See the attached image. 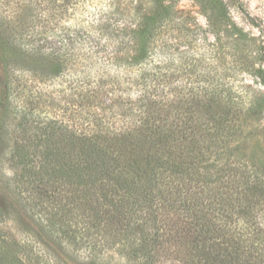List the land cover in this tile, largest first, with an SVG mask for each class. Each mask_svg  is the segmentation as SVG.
<instances>
[{
    "label": "trees",
    "instance_id": "obj_1",
    "mask_svg": "<svg viewBox=\"0 0 264 264\" xmlns=\"http://www.w3.org/2000/svg\"><path fill=\"white\" fill-rule=\"evenodd\" d=\"M84 1L3 9L48 14L10 29L0 17V156L15 172L0 220L22 212L57 264L81 244L97 264L96 237L112 248L121 229L140 263L172 243L187 264H264V165L234 147L264 114V50L231 19L238 0H194L213 38L204 48L169 0H130L129 20L110 0L79 21ZM172 68L202 86L175 84ZM0 264L40 263L4 229Z\"/></svg>",
    "mask_w": 264,
    "mask_h": 264
},
{
    "label": "rangeland",
    "instance_id": "obj_2",
    "mask_svg": "<svg viewBox=\"0 0 264 264\" xmlns=\"http://www.w3.org/2000/svg\"><path fill=\"white\" fill-rule=\"evenodd\" d=\"M15 0H0V17L6 16L7 18H13L11 23L9 24V29L16 26H24L30 25L35 21V16L44 18L48 13H33L32 18L27 16V13H4V11H8L11 7H14ZM130 0H120L119 3L121 7L119 9H115L116 13H120L119 18H126L129 20L131 17V13H135L131 8H128L127 3ZM170 4L173 5L174 12L183 20L188 23H192L196 26L197 39H199L198 43L202 44L204 48V43H211L213 40L211 34H207L208 25L203 15V11L200 7L195 3L194 0H169ZM110 0H91L90 5L86 1L84 4L86 5V9L84 12L75 13L76 18L79 21H84L86 17L95 16L97 12L106 10L108 7ZM92 4V6H91ZM94 6V7H93ZM127 6V7H125ZM105 8V9H104ZM127 8V9H126ZM4 9V11H3ZM129 9V11H128ZM89 12V13H88ZM230 17L234 23H236L241 29H243L246 33H249L252 36H255L258 39V43L264 50V0H238L236 5H230L229 11ZM25 15V16H24ZM254 23V25H252ZM37 26L41 25L35 22ZM52 26V25H51ZM206 31L203 32L202 30ZM200 30V31H199ZM205 37L208 39L205 41ZM182 51V50H181ZM175 55H178L180 51H176ZM264 55V51H263ZM177 63H174L176 66ZM210 73L214 75V65ZM208 67H211L208 63H204L200 68H204L208 70ZM264 68V62H263ZM172 73H175V77L173 78V82L176 84H182L187 88L191 86L198 87L202 86V81L196 79L195 77L188 76L182 72H177L174 68H172ZM241 84L250 90V95L253 96V93H256V90L259 89L258 85H255L249 77H243ZM198 85V86H197ZM200 88V87H199ZM260 90H262L260 88ZM264 92V90H262ZM262 119L259 123L250 124L245 128V135L243 136V140H241L240 144L234 146L237 147L235 153L240 156L242 153V147L247 146L246 153L243 155V162L246 165H250L253 163L256 167L260 168L264 165V114H262ZM245 141V143H243ZM15 172L12 169V165L8 160L7 156L3 154L0 156V185L3 183L14 180ZM13 183V182H12ZM16 185V184H15ZM18 195L20 198H27L28 194L20 193L22 189H17ZM26 201V200H24ZM3 201L0 197V209H3ZM260 222L264 226V217L261 218ZM33 223V224H32ZM39 226L34 224L28 220V218L24 217L22 212H14L11 213L8 211L6 219L3 218L0 220V230L4 229L13 235L21 245L24 247L26 251V256L28 259L33 261H37L40 264H57V258H55L51 252L45 248L42 244V240L38 237ZM99 241H104L105 238H102L99 234L96 237ZM114 239L115 244H113L110 248L108 246H100V242H97V239L94 241L98 247H104L103 254L100 256L101 258L98 260L97 264H148L147 262L140 263L130 258L127 247L124 245L127 242V233L121 229L120 235L117 237H111ZM184 250V249H183ZM182 248L178 246H173V244H169L165 246V249H155L154 255L155 259L149 264H187V256H185ZM89 248H86L82 244L77 247L73 253H71L70 260L74 261L72 264H91ZM59 257L64 261V258L59 255ZM25 260H27L24 257ZM59 263V262H58Z\"/></svg>",
    "mask_w": 264,
    "mask_h": 264
}]
</instances>
